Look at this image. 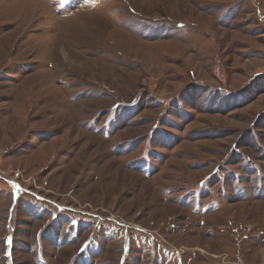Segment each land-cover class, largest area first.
Masks as SVG:
<instances>
[{"label": "rangeland", "instance_id": "rangeland-1", "mask_svg": "<svg viewBox=\"0 0 264 264\" xmlns=\"http://www.w3.org/2000/svg\"><path fill=\"white\" fill-rule=\"evenodd\" d=\"M0 264H264V0H0Z\"/></svg>", "mask_w": 264, "mask_h": 264}, {"label": "bare ground", "instance_id": "bare-ground-1", "mask_svg": "<svg viewBox=\"0 0 264 264\" xmlns=\"http://www.w3.org/2000/svg\"><path fill=\"white\" fill-rule=\"evenodd\" d=\"M41 99V98H40ZM64 100V99H63ZM30 111V110H29ZM26 114V113H25ZM27 121V120H26ZM68 147V146H67Z\"/></svg>", "mask_w": 264, "mask_h": 264}]
</instances>
